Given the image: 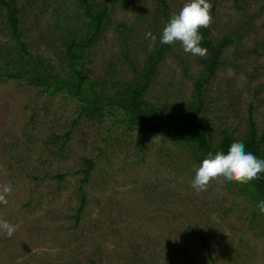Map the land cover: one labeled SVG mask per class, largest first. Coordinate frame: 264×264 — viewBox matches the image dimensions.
Returning a JSON list of instances; mask_svg holds the SVG:
<instances>
[{"label": "rangeland", "instance_id": "obj_1", "mask_svg": "<svg viewBox=\"0 0 264 264\" xmlns=\"http://www.w3.org/2000/svg\"><path fill=\"white\" fill-rule=\"evenodd\" d=\"M96 1L115 7V12L105 38L88 51L92 77L103 76L114 59L130 78L132 69L124 63L118 25L126 22L142 29L132 42L140 64L147 28L162 31L168 21L158 14L157 0ZM167 1L172 15L188 2ZM209 2L217 3L211 26L215 41L235 35L248 20L244 36L222 56L231 64L219 70L210 88L208 120L215 142L225 129L237 137L246 135L252 103L261 135L264 0ZM18 6L31 50L65 74L58 12L69 31L82 28L86 20L76 0H18ZM7 17V8L0 4L3 61L16 58L17 44ZM176 48L152 83L148 98L153 103L190 98L193 78L203 71L200 60L206 55L185 53L179 42ZM79 110V102L62 94H41L15 79L0 80V185L12 186L7 205L0 203V219L19 226L11 237L0 230V264H211L190 226L206 236L214 230L217 264H264V213L242 190L244 184L241 188L237 182L212 181L198 193L191 186L199 165L190 146L155 132L141 137L111 117L103 122L82 118L73 128ZM58 137L62 138L55 141ZM87 157L96 160V168L83 185L87 204L78 221L84 177L78 172ZM59 174L65 177L60 180Z\"/></svg>", "mask_w": 264, "mask_h": 264}, {"label": "trees", "instance_id": "obj_2", "mask_svg": "<svg viewBox=\"0 0 264 264\" xmlns=\"http://www.w3.org/2000/svg\"><path fill=\"white\" fill-rule=\"evenodd\" d=\"M76 2L86 20L84 26L76 32L69 31L63 26V18L61 19L63 14L60 15L58 12L57 29L61 37L64 56L61 66L65 69V74H61L55 71L50 62L43 61L31 50L22 26V12L18 6V0H0V4L8 10L7 19L11 34L17 44L16 58L12 56L10 59L4 58L3 61L0 57L1 81L15 79L21 85L37 88L41 94L50 96L62 94L66 99L76 100L80 104V110L78 118L74 120L73 128L82 118L103 122L105 118L111 117L114 123H124L128 130L139 132L141 137L149 132H155L175 142L187 144L198 165L209 152L213 155L218 151L227 154L230 144L237 141L245 145L246 152H251L258 159H264V133L260 135L258 132L259 127L255 119L256 107L253 103L249 109V126L244 137H237L235 132L225 129L222 131V139L217 143L213 136L214 126L208 120L209 108L212 104L209 95L210 88L219 70L224 65L231 64V61L222 56L226 48L244 36L248 20L243 22L235 35L227 36L220 41H215L211 37L212 24L208 28H201L200 32L203 36L201 47L206 48L207 52L206 56L200 60L203 66L201 75L195 78L190 75L194 80L191 97L179 102L165 100L153 103L148 98L152 83L161 65L169 56H174L177 43L160 44L159 37L162 31L152 28L153 26L147 28L148 32L151 31L157 36V44L150 50V41L145 39V46L143 44L145 57L139 64L134 57L132 42L142 29L137 25L129 26L126 22H122L117 27L119 42L125 58L124 63L132 69L133 76L129 78V74L124 73L119 68V63L112 59L104 75L94 79L89 68L91 60L88 51L105 38L112 25L115 7L96 0H76ZM157 5L158 14L169 21L172 14L168 1L157 0ZM239 8L245 9L242 5ZM216 12L217 3L211 8L213 18ZM141 13V11L138 12L139 15H142ZM158 21L155 20L154 24ZM177 58L181 59V57ZM183 62L184 73L189 76V67L185 61ZM258 92L254 93V96H257ZM71 134L72 129L64 137L69 139ZM60 138L62 137L56 138L55 141ZM60 149L63 150L64 147L61 146ZM84 164L85 166L78 172L84 175L80 188L82 205L76 215L78 221L87 204L83 185L89 182L91 174L94 173L96 160L87 157L84 159ZM56 177L62 180L65 175L59 174ZM238 184L242 188L243 185ZM244 186L242 190L250 193L256 206L258 202L264 201V172L259 174V179L244 184ZM189 230L202 241L211 264H217L212 251L214 230H210V236H206L195 226H190Z\"/></svg>", "mask_w": 264, "mask_h": 264}, {"label": "clouds", "instance_id": "obj_3", "mask_svg": "<svg viewBox=\"0 0 264 264\" xmlns=\"http://www.w3.org/2000/svg\"><path fill=\"white\" fill-rule=\"evenodd\" d=\"M211 8L209 0H188L178 13L170 17L159 37V43L173 45L179 42L185 53L205 56L207 49L201 47L203 36L200 29L211 26ZM145 39L150 41V50L156 46L157 36L151 31L145 34ZM261 172H264V159H258L251 152H246L245 145L237 141L230 144L227 154L223 151H218L215 155L209 152L195 169L191 186L199 193L206 191L212 181L248 184L259 179ZM11 191V184L0 185V203L7 205L6 197ZM256 207L260 213H264V201L258 202ZM18 227L0 219V230L9 237Z\"/></svg>", "mask_w": 264, "mask_h": 264}]
</instances>
